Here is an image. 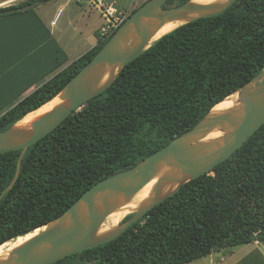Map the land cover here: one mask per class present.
<instances>
[{
  "label": "trees",
  "instance_id": "trees-1",
  "mask_svg": "<svg viewBox=\"0 0 264 264\" xmlns=\"http://www.w3.org/2000/svg\"><path fill=\"white\" fill-rule=\"evenodd\" d=\"M50 1L0 8V18ZM188 1L168 0L164 8ZM115 31L99 35L93 48L23 96L66 62L57 47L45 73L0 103V132L52 101ZM263 69L264 0H237L223 14L162 36L110 87L26 150L15 184L0 200V246L58 218L97 182L191 130ZM19 154H0V194L15 176ZM255 241H264V125L116 239L54 264H189Z\"/></svg>",
  "mask_w": 264,
  "mask_h": 264
},
{
  "label": "water",
  "instance_id": "water-1",
  "mask_svg": "<svg viewBox=\"0 0 264 264\" xmlns=\"http://www.w3.org/2000/svg\"><path fill=\"white\" fill-rule=\"evenodd\" d=\"M167 1L149 0L129 16L55 97L60 103L34 119L30 129L18 128L17 122L0 132V154L20 150L15 176L1 192L0 200L15 184L26 150L110 87L127 64L162 37L154 40L167 24L182 22L183 25L218 16L237 0L211 4L190 0L176 7L164 8ZM234 94L239 101L237 107L215 116H211L210 111L191 130L174 138L131 169L97 182L61 216L38 228L42 230L11 249L0 264H54L109 243L153 207L175 194L182 185L208 174L264 125V69L231 95ZM214 130L222 136L215 141H203ZM154 179L151 195L138 205L129 219L119 223L111 232L98 234L110 214L128 204Z\"/></svg>",
  "mask_w": 264,
  "mask_h": 264
},
{
  "label": "crops",
  "instance_id": "crops-1",
  "mask_svg": "<svg viewBox=\"0 0 264 264\" xmlns=\"http://www.w3.org/2000/svg\"><path fill=\"white\" fill-rule=\"evenodd\" d=\"M20 1L23 0H2L0 8L12 6ZM98 1L103 3V0H74L75 9L70 10L71 13L73 12V15L69 13L70 18H66L65 8L71 5L72 0H67L62 6L59 5L51 16H47L50 17L49 19L45 17V11L39 12L41 14L37 13L43 5L34 7L32 12L11 14L0 18V103L45 73L51 65L57 47L65 53L66 62L58 70L36 82L23 96L34 92L96 45L100 31L108 24L104 11L98 6ZM106 7L113 8V5L109 4ZM58 10H61V14L57 17L56 24L51 25ZM63 15L65 29L73 26L84 40L90 39L85 36L87 31L88 34L93 35L89 41H86L88 43L81 53L74 49L80 48V45L72 44L64 36V28L58 27V22ZM78 24L82 26V29ZM189 264H264V241L225 248Z\"/></svg>",
  "mask_w": 264,
  "mask_h": 264
},
{
  "label": "bare ground",
  "instance_id": "bare-ground-1",
  "mask_svg": "<svg viewBox=\"0 0 264 264\" xmlns=\"http://www.w3.org/2000/svg\"><path fill=\"white\" fill-rule=\"evenodd\" d=\"M224 1L225 0H194V2L198 3V4H211V3H219V2H224ZM181 24H182V22H175V23L167 24L156 35L154 40H156L159 37L173 31L174 29L179 27V25H181ZM59 103H60V100L58 97L53 99L52 101L48 102L47 104L42 106L37 111L32 112V113L28 114L26 117H24L21 121L18 122L17 127L22 128V129H30V125L34 119L48 113L51 109H53ZM238 105H239V101H238L236 94L231 95V96L227 97L224 101H222L221 103H219L215 107H213L210 115L215 116V115L225 113L226 111H228L232 108H235ZM221 136H222V134L219 131L214 130L205 139H203V141H215V140L219 139ZM154 183H155V179L152 180L142 190L139 191L140 194L138 195V198H137L139 200V204L151 195ZM138 205H137V207H138ZM125 207H126V205H125ZM133 211H134V209H128L127 210V208L124 209L123 207L116 210L115 212H113L112 214H110L108 216V218H107V224L108 225H106V221H105L104 225H102V227L100 228V231L98 232V234L111 232L119 224V222L122 220L124 215L129 214ZM106 226H109V227H106ZM41 230L42 229H40V230L38 229L33 234H28L24 237L17 238L14 241H10V242H7V243H4L3 245H1L0 246V261H4L8 257L11 249H13V248L21 245L25 241L29 240L31 237L36 235Z\"/></svg>",
  "mask_w": 264,
  "mask_h": 264
},
{
  "label": "rangeland",
  "instance_id": "rangeland-1",
  "mask_svg": "<svg viewBox=\"0 0 264 264\" xmlns=\"http://www.w3.org/2000/svg\"><path fill=\"white\" fill-rule=\"evenodd\" d=\"M0 1H2V0H0ZM23 1H26V0H23ZM23 1H20V3L21 2H23ZM67 0H51L50 2H48V3H46V5L45 4H43V6H42V8H40V10H38L37 11V13L38 14H41V13H39V12H41V11H45L46 13H45V17L46 18H48L47 16L49 15V16H51L52 14H53V11L55 10L56 11V8L59 6V5H64L65 4V2H66ZM73 2L71 3V5L68 7V8H65V13H66V18H70L69 17V13H71V9L72 8H74L75 9V7H74V0H72ZM147 1H149V0H103V5H104V7H106L107 5H113V12H114V14H115V16H119V15H124V14H126V13H130L132 10H134V9H136V8H138L139 6H141L143 3H145V2H147ZM98 3V2H97ZM17 4H19V2L17 3H15L14 5H17ZM94 5L97 7V5L94 3ZM40 6V5H39ZM99 6V5H98ZM101 10H103L104 11V8H101V7H99ZM98 8V10H100ZM60 11V13H59V15L61 14V10H58L57 11V13H56V17H57V15H58V12ZM72 15H73V12L71 13ZM105 15V14H104ZM55 17V18H56ZM50 18V17H49ZM48 18V19H49ZM55 18H54V20H55ZM107 18V17H106ZM64 19H65V16L63 15L62 17H61V19L59 20V22H58V27H61V28H64V26H63V22H64ZM96 19H98V18H96ZM53 20V21H54ZM52 21V22H53ZM109 21V19L107 18V20H106V22H108ZM57 22V21H56ZM56 24V23H55ZM54 24V25H55ZM78 25H80V24H78ZM81 26V25H80ZM105 26H107V25H105ZM81 29H82V26H81ZM80 29V30H81ZM88 32V31H87ZM85 33V36L86 37H90V39H91V36H93V35H91V34H88V33ZM63 34H64V36H66L67 37V39L68 40H70V42L73 44H75V45H80L79 47L80 48H74V49H76L75 51H79L80 53L83 51V50H85V46H86V43H88V42H86V41H89V40H87V38H85V40L82 38V37H80L78 34H77V32H76V29H74L73 28V26H71V27H69V28H64V32H63ZM67 34H69V36H67ZM100 35V34H99ZM83 39V40H82ZM87 48V47H86ZM70 58H72V57H70ZM140 193L138 192L130 201H129V203L128 204H126V207L125 206H123V208L125 209V208H127V210L128 209H134L135 210V208H137V205L139 204V200L137 199L138 198V195H139ZM132 213V212H131ZM131 213H129V214H126V215H124V217L122 218V220L119 222V223H121V222H123V219L125 218V217H127V215H131ZM106 225H108L107 224V219H106ZM106 227H109V226H106ZM238 251V250H237ZM85 264H97L96 262H93V263H85Z\"/></svg>",
  "mask_w": 264,
  "mask_h": 264
},
{
  "label": "built area",
  "instance_id": "built-area-1",
  "mask_svg": "<svg viewBox=\"0 0 264 264\" xmlns=\"http://www.w3.org/2000/svg\"><path fill=\"white\" fill-rule=\"evenodd\" d=\"M98 5L101 8H104V12L109 19L107 26L100 31V37H108L112 33V31L117 30L120 25L124 22L125 15H117L115 16L112 7H104V5L98 1ZM60 11L58 12L57 17L59 16ZM57 17L55 20L51 23V25H54L57 21Z\"/></svg>",
  "mask_w": 264,
  "mask_h": 264
}]
</instances>
